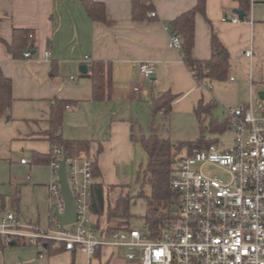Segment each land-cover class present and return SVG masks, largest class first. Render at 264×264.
Listing matches in <instances>:
<instances>
[{
	"label": "crops",
	"instance_id": "obj_1",
	"mask_svg": "<svg viewBox=\"0 0 264 264\" xmlns=\"http://www.w3.org/2000/svg\"><path fill=\"white\" fill-rule=\"evenodd\" d=\"M95 1L105 4L112 24L93 20L83 0H0V37L10 42L13 28H28L34 32L36 45L31 57H25V51L14 57L0 40V68L13 81L15 99L10 119L0 120V204L6 211H15L21 222L25 220L20 211L21 183L12 182L11 175L25 176L23 185H27L32 201L45 202L51 169L49 163H35L33 153H52L46 131L54 99L67 102L57 132L67 139L89 140V148L95 146L94 155L101 148L98 165L102 177L107 162L102 142L106 140L112 147L132 141L135 120L129 121L124 115L117 118V114L143 101L151 105V96L157 91H171L177 97L169 125H186L193 116L196 118L194 108L200 99L211 104L215 100L212 85L199 83L182 50L171 46L169 22L191 9L197 0H153L157 17L143 21L133 20L131 0ZM239 5L237 0H207L210 22L197 14L192 55L196 60L211 57L214 26L231 55L230 81L251 78L254 86L256 66H264V0H252L247 20L234 12ZM247 49H252V58L243 55ZM94 60L113 64L110 100H93L92 80L79 69ZM145 60L155 62V74L150 79H144L140 72L139 64ZM20 149L19 162L13 164L12 156ZM82 150L91 157L89 150ZM22 158L29 162L22 163ZM12 184L17 186L14 192ZM28 222L39 225L40 220ZM120 250L103 247L89 257L28 240L17 245H4L0 240V264H126Z\"/></svg>",
	"mask_w": 264,
	"mask_h": 264
},
{
	"label": "built area",
	"instance_id": "obj_2",
	"mask_svg": "<svg viewBox=\"0 0 264 264\" xmlns=\"http://www.w3.org/2000/svg\"><path fill=\"white\" fill-rule=\"evenodd\" d=\"M149 14L155 16L156 12ZM181 44V37L172 33L171 46L181 49ZM243 55L252 58V49L244 50ZM24 56L31 57V51ZM139 68L144 79L155 74L153 60L140 62ZM227 120L236 134L233 147L221 150L211 144L194 148L178 162L170 180L178 194L177 215L156 237L146 227L109 230L100 224L91 211L93 159L85 150L66 155L77 220L61 223L56 212L64 214L65 203L59 169L66 153L53 145L49 189L57 202H50V227L31 224L24 230L16 212L6 211L0 204V238L5 244L17 239L42 247L50 244L53 249L62 246L89 257L103 247L124 249L126 264H264V100L255 106L252 79L249 101L228 108Z\"/></svg>",
	"mask_w": 264,
	"mask_h": 264
},
{
	"label": "trees",
	"instance_id": "obj_3",
	"mask_svg": "<svg viewBox=\"0 0 264 264\" xmlns=\"http://www.w3.org/2000/svg\"><path fill=\"white\" fill-rule=\"evenodd\" d=\"M239 1V9L244 12L240 17L247 20L250 17L252 0ZM89 16L95 21H101L106 24L113 22L108 19L106 6L103 2L95 0H83ZM131 12L134 21H143L148 18H156L155 4L153 0H131ZM155 11L156 15L151 16L149 12ZM197 14L207 17V0H197L196 4L189 10L181 13L174 20L169 22L168 28L172 33L181 37V50L184 61L187 63L192 74L199 83L212 81H225L231 74V55L229 49L219 38L217 31L212 26L211 32V57L207 60L194 59L192 52L195 46V20ZM0 40L6 45L7 50L14 57L22 52L36 48L34 32L28 28H13V36L10 42L0 37ZM32 55V52H31ZM87 75L92 80V98L95 101H105L112 98V76L113 64L111 61L94 60L89 63ZM177 95L171 91H157L151 96L150 110L153 117L151 133L149 136L144 134L137 135V123L132 121L131 139L133 142H139L147 154L146 167L139 171L138 180L150 187V194L143 190L139 192L140 197H144L147 203L145 213V227L151 237H156L164 226L175 219L178 210V194L171 187L170 180L177 170L180 159L191 154L194 148H207L214 142L206 139L204 130L205 115L212 113L211 102L200 99L194 108V114L201 125L202 135L194 141L178 140L173 141L170 138H161L158 135L159 126L155 123L156 116L162 114L165 122L169 125L172 103ZM13 81L7 77L0 68V120L4 119L12 111L14 104ZM67 102L60 99H54L50 109L49 123L50 128L46 131L52 145H57L68 156L77 154L82 149H89V140L67 139L57 131L62 126ZM229 128L228 120L219 121L212 119L210 122L211 131H224ZM102 151L99 148L98 153L93 159V177L91 195V211L100 219L106 217V226L109 230L129 228V221L133 216L130 205L134 196L126 190L125 185H120V195L115 204H112L109 195L115 185L106 184L102 179V172L98 165V154ZM35 163H49L51 153L42 154L33 153ZM1 244L17 245L24 240L14 239L9 244H5L3 238ZM47 247L51 248L50 244ZM60 248H63L62 246ZM99 250V249H98Z\"/></svg>",
	"mask_w": 264,
	"mask_h": 264
},
{
	"label": "rangeland",
	"instance_id": "obj_4",
	"mask_svg": "<svg viewBox=\"0 0 264 264\" xmlns=\"http://www.w3.org/2000/svg\"><path fill=\"white\" fill-rule=\"evenodd\" d=\"M250 80L251 78L245 82H232L229 78L225 81L208 82V84L213 87L215 100L212 102V113L204 116V134L207 140L214 142V144L218 145L221 150L229 149L235 145L236 134L229 128L221 132L211 131L210 122L212 119H217L221 122L227 120L228 108H235L242 103H247L249 101L251 85ZM254 80V104L257 107L260 102L258 91L264 89V66H256ZM121 115H124L125 119H129V121H131V118L136 121L138 136L141 134L146 136L150 135L153 117L150 110V104L148 102L143 101L134 108L129 107L125 112H120L116 116L119 118ZM155 123L159 126L158 135L161 138H170L173 141H194L202 135L201 125L194 116L189 124L168 125L164 120V116L160 113L156 116ZM102 144L104 145V153L107 161L102 179L106 182V184L115 185L110 191L109 198L112 204H115L120 195V185H125L126 190L134 196L130 205V210L133 216L129 221V225L133 228L143 229L145 227V213L148 206L146 199L144 197H140L138 194L142 190L146 194H150V187L138 180V174L139 171L146 167L147 154L139 142L131 141L129 145H125L124 142L119 144L116 143L110 147L105 140ZM91 148L88 150L91 157L95 158L96 155L93 154L95 146L93 145ZM17 154L12 156L13 164L19 162L22 150L20 149ZM11 176L12 182L17 180L21 183L20 188L22 201L20 211L25 219L21 222L24 227L23 229L28 230V226L31 225L28 221L31 219L38 223V218L40 220L39 226L44 229H48L50 227V202H57V198L51 194L49 189L47 191L45 202L36 204L34 200L32 201L31 199L32 196L27 190V185H23V183L26 182V177L22 176L21 173L12 174ZM50 179L51 174L47 181L48 184ZM16 187L13 185V192ZM95 221H97L96 218L93 219V222ZM100 224L102 226L106 225V217L103 216L100 218ZM120 251L123 253L125 250L121 249Z\"/></svg>",
	"mask_w": 264,
	"mask_h": 264
},
{
	"label": "water",
	"instance_id": "obj_5",
	"mask_svg": "<svg viewBox=\"0 0 264 264\" xmlns=\"http://www.w3.org/2000/svg\"><path fill=\"white\" fill-rule=\"evenodd\" d=\"M234 12L240 17L244 14V12L240 9H234ZM79 69L83 74H86L88 72L87 64L81 65ZM258 96L260 99L264 100V89L258 91ZM9 119L10 116L7 115L6 120ZM60 164L61 165L59 169V182L61 185L62 197L65 203V213L60 214L59 212H56V215L61 223L70 224L77 220V207H76L74 194L72 192V189L68 181L67 169H66V154L63 155ZM93 228H95V226H93Z\"/></svg>",
	"mask_w": 264,
	"mask_h": 264
}]
</instances>
